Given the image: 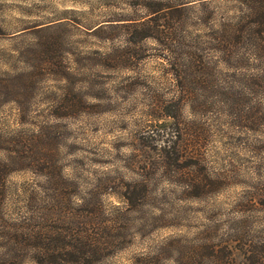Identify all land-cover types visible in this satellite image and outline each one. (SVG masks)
<instances>
[{
    "label": "rangeland",
    "instance_id": "1",
    "mask_svg": "<svg viewBox=\"0 0 264 264\" xmlns=\"http://www.w3.org/2000/svg\"><path fill=\"white\" fill-rule=\"evenodd\" d=\"M5 165L0 264H264V0H0Z\"/></svg>",
    "mask_w": 264,
    "mask_h": 264
},
{
    "label": "trees",
    "instance_id": "2",
    "mask_svg": "<svg viewBox=\"0 0 264 264\" xmlns=\"http://www.w3.org/2000/svg\"><path fill=\"white\" fill-rule=\"evenodd\" d=\"M8 162V161H7ZM5 167H7V165L0 167V173H4ZM132 196H130L129 198H127V201L131 202V199H135L136 197V192H132L131 193ZM91 207V206H90ZM38 241V243H37ZM33 242H35L36 245H39V240L38 238H34ZM32 242V243H33ZM42 242V241H41ZM42 244V243H41ZM16 245H19V242L16 243ZM20 248H21V244H20ZM18 249V248H17ZM16 249V250H17ZM21 251V249H20ZM36 252V259H35V263L36 264H61V262L63 261H68V262H72V260L76 259L74 258L76 255H78L77 251H71V250H61V249H56V250H52V252H47L48 254H46L45 252H43V250H40L39 248H36L35 250ZM47 251V250H46ZM19 252V250H18ZM20 253V252H19ZM65 264V263H64Z\"/></svg>",
    "mask_w": 264,
    "mask_h": 264
}]
</instances>
